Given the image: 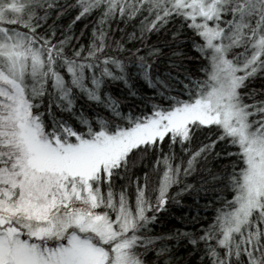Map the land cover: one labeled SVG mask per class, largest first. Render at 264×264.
Returning <instances> with one entry per match:
<instances>
[{
  "label": "snow or ice",
  "instance_id": "1",
  "mask_svg": "<svg viewBox=\"0 0 264 264\" xmlns=\"http://www.w3.org/2000/svg\"><path fill=\"white\" fill-rule=\"evenodd\" d=\"M0 264H264V0H0Z\"/></svg>",
  "mask_w": 264,
  "mask_h": 264
},
{
  "label": "trees",
  "instance_id": "2",
  "mask_svg": "<svg viewBox=\"0 0 264 264\" xmlns=\"http://www.w3.org/2000/svg\"><path fill=\"white\" fill-rule=\"evenodd\" d=\"M85 24H88V25H89V28H85V33H86V35H85V37L82 38V39H86V38H87V33H88V31H89V29H90V27H91V24H90V21H85L84 23L77 22V28H76L77 35H79V30H80L81 28H84V25H85ZM117 36H119V33H117ZM258 83H259V82H257V84H258ZM185 203H186V204H191V203H192L191 198H187L186 201H185ZM201 210L203 211V209H201ZM184 211H187V209H184ZM174 212H175L176 215H179V214H180V211H179V210H175V209H174ZM181 251L183 252V249H181Z\"/></svg>",
  "mask_w": 264,
  "mask_h": 264
}]
</instances>
